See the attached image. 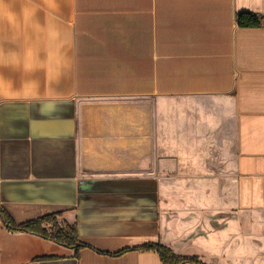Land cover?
<instances>
[{"label": "crops", "instance_id": "obj_1", "mask_svg": "<svg viewBox=\"0 0 264 264\" xmlns=\"http://www.w3.org/2000/svg\"><path fill=\"white\" fill-rule=\"evenodd\" d=\"M204 146L264 237V0H0V264H163L110 255L156 242L219 264L220 231L164 197ZM56 214L86 247L6 226Z\"/></svg>", "mask_w": 264, "mask_h": 264}, {"label": "rangeland", "instance_id": "obj_2", "mask_svg": "<svg viewBox=\"0 0 264 264\" xmlns=\"http://www.w3.org/2000/svg\"><path fill=\"white\" fill-rule=\"evenodd\" d=\"M203 148V152L197 153L202 154L198 160L193 153L182 158L173 156L177 161L162 179L167 193L163 196L172 203V212H178L177 217L196 218L203 224L204 233L220 231L219 250L226 253L219 264H264V237L258 229H246L239 218L233 221L228 212L235 191L231 161H227V154ZM229 220L230 225L235 222L230 228Z\"/></svg>", "mask_w": 264, "mask_h": 264}, {"label": "trees", "instance_id": "obj_3", "mask_svg": "<svg viewBox=\"0 0 264 264\" xmlns=\"http://www.w3.org/2000/svg\"><path fill=\"white\" fill-rule=\"evenodd\" d=\"M238 23L242 27L260 26V19L250 14H240ZM10 220V219H9ZM7 219L6 226L11 232H26L37 235L47 240L54 241L62 246L74 248L78 251L80 248L86 247L85 244L79 242L76 225H60L57 222V214L50 215L37 221L29 222L23 225H15ZM44 225H50V229H46ZM131 250L155 251L159 254L163 264H208L198 256H181L173 252V250L160 242L147 244L141 248L124 249L118 253L110 254L115 257L122 256ZM99 253H101L99 251Z\"/></svg>", "mask_w": 264, "mask_h": 264}]
</instances>
